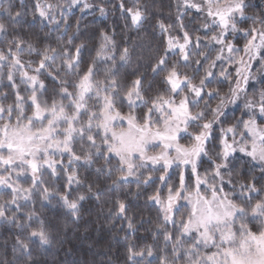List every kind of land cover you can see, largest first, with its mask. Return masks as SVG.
Returning <instances> with one entry per match:
<instances>
[{"label": "snow or ice", "instance_id": "6c2138e0", "mask_svg": "<svg viewBox=\"0 0 264 264\" xmlns=\"http://www.w3.org/2000/svg\"><path fill=\"white\" fill-rule=\"evenodd\" d=\"M74 9L118 14L123 35L77 42ZM86 201L124 233L123 264H264V0H171L166 17L154 0H0V264H39L58 235L45 210L78 222Z\"/></svg>", "mask_w": 264, "mask_h": 264}, {"label": "trees", "instance_id": "16d2710c", "mask_svg": "<svg viewBox=\"0 0 264 264\" xmlns=\"http://www.w3.org/2000/svg\"><path fill=\"white\" fill-rule=\"evenodd\" d=\"M33 2L34 0H24V4L27 5L29 10ZM105 2L107 3V0ZM112 2H115V0H112ZM154 2L166 17L171 0H154ZM13 3L19 8L20 0H13ZM109 11L111 12L110 6ZM77 19H80L81 26L80 37L77 42L80 40H92L93 44L98 43L99 32L102 29H110L113 24L117 27V39L119 40L123 35L121 32L123 22L119 20L118 14L117 16L110 14L104 18L100 17L95 10L81 13L78 9H74L70 14V23L74 26ZM129 35L135 39L134 33ZM91 46L89 45V47ZM256 87L258 89L259 85ZM229 113L230 116L234 113L236 117H240L241 109L230 108ZM247 159V157H241L237 154L236 163L241 164L246 162ZM249 170L255 171L252 165L245 163L244 172L247 173ZM255 174L257 176L260 175L258 171ZM143 203L144 201L141 199L140 204ZM45 215L53 223L58 235L47 251H38L37 259L39 264H107L109 258L115 260L117 257H119V264H123L124 233L117 234L113 232L110 226L111 222L107 219L106 210L97 207L95 202L86 201L83 203L81 217L78 222H73L70 217H65L63 210L55 207L45 210ZM137 215H142L145 223L143 225L137 224L138 230L134 235L129 234V240L140 246L156 243L153 239L156 211L144 210L143 212H138ZM150 219L153 221L151 225L147 223ZM14 231L15 229L8 225H0V246L7 243L9 253ZM3 252V248L0 247V255H3Z\"/></svg>", "mask_w": 264, "mask_h": 264}]
</instances>
